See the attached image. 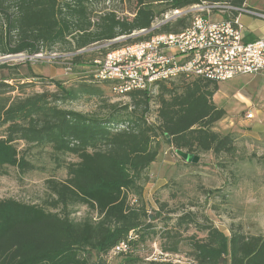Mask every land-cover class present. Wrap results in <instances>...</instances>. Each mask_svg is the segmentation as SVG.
<instances>
[{
    "label": "trees",
    "instance_id": "obj_1",
    "mask_svg": "<svg viewBox=\"0 0 264 264\" xmlns=\"http://www.w3.org/2000/svg\"><path fill=\"white\" fill-rule=\"evenodd\" d=\"M99 1L107 0H0V56L35 55L42 48L53 51L61 44L73 53L68 60L77 64L87 48L98 43L127 37L109 46L114 50L155 34L180 33L191 24V14H186L151 31L164 12L157 11L151 0H130L135 6L131 16L121 17L110 10L93 20L92 6ZM204 1L246 5V0H167V8L181 10ZM143 30L150 32L133 35ZM15 89L0 84V128L4 129L0 175L8 174L9 167L22 173L34 170L19 151L18 141L49 146L53 154L72 155L75 160L66 163L65 179L46 180L48 197L43 205L0 198V264H108L107 258L122 241L130 247L119 254L129 256L125 264H172L136 256L147 234L144 218H154L140 204L145 171L160 154L161 136L176 150L191 154H235L232 134L214 130L227 114L213 101L219 83L204 79L183 80L174 87L160 83L156 122L149 121L150 91H132L127 94L130 104L106 105L107 113L99 115L57 104L75 99L77 92L101 96L88 85L59 89L66 94L63 99L56 93L5 96ZM78 205L87 206L97 217L76 220L73 214ZM203 230L206 237L194 243L192 264H223L226 257L230 264H264V235L232 228L227 236L213 224L204 225ZM164 250L177 252L178 248ZM91 251L99 255L96 262L91 260Z\"/></svg>",
    "mask_w": 264,
    "mask_h": 264
},
{
    "label": "rangeland",
    "instance_id": "obj_2",
    "mask_svg": "<svg viewBox=\"0 0 264 264\" xmlns=\"http://www.w3.org/2000/svg\"><path fill=\"white\" fill-rule=\"evenodd\" d=\"M246 1L251 8H264V0ZM151 2L157 11L164 10L153 24L155 29L186 14H191L192 23L198 13L188 7L176 14L173 9L167 8V0ZM110 10H116L121 17L131 16L135 6L130 0L95 2L92 6L93 20H97L100 12ZM216 18L219 17H213ZM243 23L246 26L252 24L249 26L259 32L264 31V20L261 18L251 16L247 19L244 16ZM106 43L88 47L83 61L77 64L68 60L73 53L61 44L56 45L53 51L42 48V55L20 53L0 56V84L16 88L5 96L56 93L63 99L66 94L59 89L70 91L88 85L101 96L77 92L75 99L60 100L57 104L61 108L99 115L107 113L106 105L130 104L129 96L117 95L109 82L94 77V61L101 59L105 51H111L110 45L104 46ZM181 81L183 79L165 83L174 87ZM2 88L10 90L8 87ZM159 93L160 85L152 89L151 122L157 121ZM213 101L227 111L226 116L214 125V130L224 135L232 134L236 152L234 155L224 153L220 156L213 152L195 153L200 159L192 163L183 159L162 136L158 139L160 154L145 171L147 182L143 184L140 203L154 216L144 218L143 227L147 234L136 252L141 260L157 258L164 263L192 264L194 243L206 237L203 230L206 224L215 225L227 236L231 235L232 228H239L248 235H264V72L220 82ZM248 112H252L255 118L248 119ZM3 135L4 129L0 128V137ZM16 145L35 168L22 173L17 167H9L8 174L0 175V198H15L43 205L48 197L46 180L52 177L65 179L66 163L75 158L72 155L53 154L49 146L37 147L24 141H18ZM74 211L73 218L78 221L87 216L97 217L85 205L75 206ZM185 216L187 218L181 222L180 218ZM174 246H177V252L166 253L164 250ZM89 254L93 262L99 259L97 252L91 251ZM128 257H108L107 263L125 264ZM140 264L145 263L142 261ZM223 264H230L228 257Z\"/></svg>",
    "mask_w": 264,
    "mask_h": 264
},
{
    "label": "built area",
    "instance_id": "obj_3",
    "mask_svg": "<svg viewBox=\"0 0 264 264\" xmlns=\"http://www.w3.org/2000/svg\"><path fill=\"white\" fill-rule=\"evenodd\" d=\"M191 7L189 10L198 13L182 32L155 34L96 59L95 79L109 82L114 93L126 96L132 91L152 92L160 83L177 79L220 83L264 72V36L247 41L241 21L244 13L264 20V12L246 5L236 7L228 2L204 1ZM174 11L176 14L180 12ZM214 16L219 18L213 19ZM111 44L109 41L104 46ZM55 58L60 59L61 56ZM246 117L252 119L254 114L248 112ZM133 237L131 233L130 239ZM129 250V243L122 241L115 246L109 258Z\"/></svg>",
    "mask_w": 264,
    "mask_h": 264
},
{
    "label": "crops",
    "instance_id": "obj_4",
    "mask_svg": "<svg viewBox=\"0 0 264 264\" xmlns=\"http://www.w3.org/2000/svg\"><path fill=\"white\" fill-rule=\"evenodd\" d=\"M246 6L247 7H249L248 5H247V1H246ZM251 8V7H250ZM251 9H254V10H257V11H261V12H264V8H261V9H255V8H251ZM244 16H247V19H249V17H251V16H254V15H251V14H248V13H244V14H242L241 15V21H242V23H243V17ZM254 17H257V16H254ZM257 18H259V17H257ZM251 20V19H250ZM244 24V23H243ZM250 26L252 25V24H249ZM246 26L245 24H244V30H243V36H244V38L247 40V41H252V40H255V39H257V38H260V37H262V36H264V31H261V32H259L258 30H255V29H253V28H251L250 26ZM237 78V77H236ZM255 118V115H254V117L252 118V119H254Z\"/></svg>",
    "mask_w": 264,
    "mask_h": 264
},
{
    "label": "water",
    "instance_id": "obj_5",
    "mask_svg": "<svg viewBox=\"0 0 264 264\" xmlns=\"http://www.w3.org/2000/svg\"><path fill=\"white\" fill-rule=\"evenodd\" d=\"M155 28H156V27H152L151 30H153V29H155ZM148 31H149V30H143V31H141V32L138 33V34L147 33ZM134 36H136V34H135ZM126 38H127V37H121V38H118V39H116V40H114V41H111V42H112V43L120 42V41H122V40H124V39H126ZM85 50H87V49H84L83 51H85ZM177 153H178L183 159H185L187 162L197 163V162L199 161V159H200L199 156H197V155H195V154L188 153V152L183 151V150H177Z\"/></svg>",
    "mask_w": 264,
    "mask_h": 264
}]
</instances>
